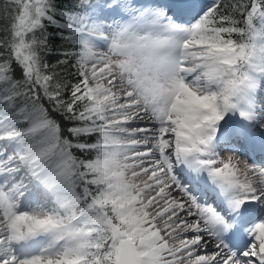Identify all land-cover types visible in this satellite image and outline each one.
<instances>
[{"label":"snow or ice","instance_id":"snow-or-ice-1","mask_svg":"<svg viewBox=\"0 0 264 264\" xmlns=\"http://www.w3.org/2000/svg\"><path fill=\"white\" fill-rule=\"evenodd\" d=\"M0 264H264V0H0Z\"/></svg>","mask_w":264,"mask_h":264}]
</instances>
